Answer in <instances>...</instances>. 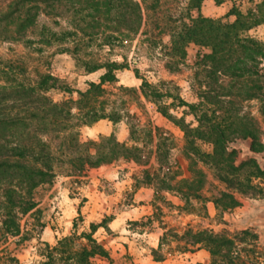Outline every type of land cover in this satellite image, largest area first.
Returning a JSON list of instances; mask_svg holds the SVG:
<instances>
[{"label": "trees", "instance_id": "1", "mask_svg": "<svg viewBox=\"0 0 264 264\" xmlns=\"http://www.w3.org/2000/svg\"><path fill=\"white\" fill-rule=\"evenodd\" d=\"M168 1L0 0V41L16 42L24 49L14 57H0V243L24 237L22 218L37 212L34 191L56 176L57 162L74 169L67 176H81L86 167L118 159L148 165L154 157L157 167L143 169L138 182L154 188L155 214L162 211L157 203L162 192L175 194L182 202L177 206L180 210L204 217H209V202L221 213L239 205L238 194L264 195L262 182H255L264 180V169L253 156L240 160V151L231 146L236 140H248L252 155L264 151L260 120L244 109L245 102H257L264 121V40L249 33L264 24V0L246 12L233 6L228 15L235 18L230 22L203 16V0H187L184 16L172 14ZM190 43L208 48L197 56L190 75L196 101H186L172 80L152 82L138 68L133 72L139 88L117 85L116 73L129 68L132 49L159 57L174 73L184 65ZM49 49L71 55L84 73H102L84 90H74L51 73L30 66L29 58ZM52 91L64 96L76 93V98L54 100ZM130 96L155 104L183 132L188 177L181 176L169 160L172 134L140 123L130 113L126 98ZM175 108H183L181 116L171 113ZM187 115L194 126L186 121ZM101 119L113 124L125 120L128 141L110 134L80 142L78 128ZM53 141L68 160L54 154ZM199 142L209 143L211 151L202 150ZM205 168L224 189L212 184L215 191L204 193ZM158 222L161 234L157 247L151 248L154 260H162L167 250L203 249L208 264H264V246L252 229L217 232L189 223L175 228ZM93 231L95 227L63 236L53 245L43 243L36 264H98L94 258H108V252ZM3 249L0 264H19Z\"/></svg>", "mask_w": 264, "mask_h": 264}, {"label": "rangeland", "instance_id": "2", "mask_svg": "<svg viewBox=\"0 0 264 264\" xmlns=\"http://www.w3.org/2000/svg\"><path fill=\"white\" fill-rule=\"evenodd\" d=\"M140 1V0H138ZM260 2V0H259ZM257 2V3H259ZM187 0H169L167 5L175 16H184V8ZM215 2L210 1V6L205 4L200 8V13L209 18L222 19L224 22L234 20L233 15H228L234 6L242 12L254 9V1L234 0L228 2V10L213 11ZM192 14L195 16L196 12ZM249 33L264 40V24L259 25ZM168 43V37H163ZM158 50V49H157ZM23 47L16 42L0 41V57H14L23 53ZM208 51V48L190 43L186 47L184 65L178 72L170 73L159 57L147 55L146 52L133 49L128 53L129 68L117 71V85L139 88L140 80L136 78L133 68H138L141 76L152 82L159 80H172L179 88L180 95L189 102L196 101L189 83L193 71L194 62L198 55ZM30 66L67 82L74 90H84L88 81H97L102 70L93 73H84L76 67L71 55L64 52L47 50L44 55H33L28 59ZM54 100L63 98H76V93L65 96L52 91ZM130 113L136 115L142 124L149 123L152 127H159L169 131L174 139V147L170 150L169 160L174 168L179 170L181 176L188 177V161L182 153L184 142L183 132L163 117L156 109V105L140 98L139 102L133 96L126 97ZM246 110L252 111L260 120L262 127V141L264 144V121L257 110V102H245ZM176 116H181L183 108L170 110ZM186 121L196 123L191 115L186 116ZM80 142L96 140L99 136L114 134L119 141H128V127L122 120L113 124L107 119H101L90 126L78 128ZM53 141L54 154L62 160H68L61 153ZM155 143V140H154ZM202 150L211 151V145L199 142ZM233 148L240 151V160L250 156L255 157L261 168L264 169V151L252 155L249 151L248 140H236ZM239 162V161H238ZM157 163L154 157L148 165H140L134 161L118 159L98 167H86L81 176H67L74 174V169L65 164L56 163V176L50 183L40 185L34 191L37 202V212L25 215L22 218L23 238H9L6 243H0V249L17 257L19 264H36L41 258L39 250L43 243L51 245L63 236L77 232H91L95 227L93 237L108 252V258L97 256L94 261L98 264H208L209 255L201 249L193 253H181L177 251H165L162 260H154L151 248H156L161 234L158 220H162L169 227L181 228L187 223L196 228H211L214 231H238L252 229L259 236V243L264 246V195L238 194L239 205L218 213L213 203L207 204L209 217H204L180 210L177 206L182 202L179 198L168 192H162L157 203L161 206V212L154 213L153 203L155 191L152 186L139 183L142 170H154ZM208 173V183L204 190L210 195L212 184L224 189V184L213 182L211 172ZM255 182L264 180L258 179ZM151 218V220L149 219ZM75 226V227H74ZM26 230L29 232L26 234Z\"/></svg>", "mask_w": 264, "mask_h": 264}, {"label": "crops", "instance_id": "3", "mask_svg": "<svg viewBox=\"0 0 264 264\" xmlns=\"http://www.w3.org/2000/svg\"><path fill=\"white\" fill-rule=\"evenodd\" d=\"M210 1L211 0H203L202 4H201V7L200 8H203L205 6V4H207L208 6H210ZM234 0H227L221 4H216L214 3V8H212L213 11H224L223 9H226V11L228 10V6H227V3L228 2H232L233 3ZM242 2H244V0H241ZM254 3H257L259 2V0H253Z\"/></svg>", "mask_w": 264, "mask_h": 264}]
</instances>
